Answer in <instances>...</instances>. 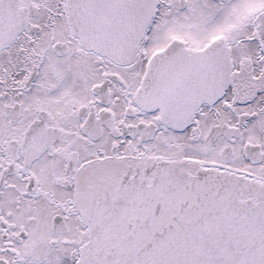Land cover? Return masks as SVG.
<instances>
[{
    "label": "snow or ice",
    "instance_id": "1",
    "mask_svg": "<svg viewBox=\"0 0 264 264\" xmlns=\"http://www.w3.org/2000/svg\"><path fill=\"white\" fill-rule=\"evenodd\" d=\"M0 264H264V0H0Z\"/></svg>",
    "mask_w": 264,
    "mask_h": 264
}]
</instances>
